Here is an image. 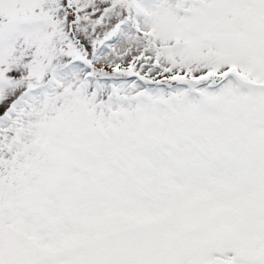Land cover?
<instances>
[{
	"label": "snow or ice",
	"instance_id": "snow-or-ice-1",
	"mask_svg": "<svg viewBox=\"0 0 264 264\" xmlns=\"http://www.w3.org/2000/svg\"><path fill=\"white\" fill-rule=\"evenodd\" d=\"M0 264H264V0H0Z\"/></svg>",
	"mask_w": 264,
	"mask_h": 264
}]
</instances>
